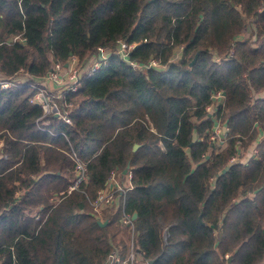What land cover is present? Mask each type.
I'll use <instances>...</instances> for the list:
<instances>
[{"label": "trees", "instance_id": "trees-1", "mask_svg": "<svg viewBox=\"0 0 264 264\" xmlns=\"http://www.w3.org/2000/svg\"><path fill=\"white\" fill-rule=\"evenodd\" d=\"M120 39L136 43L128 59L111 54L65 94L71 123L46 118L56 135L38 128L31 87L0 88V264H102L124 242L120 211L101 226L88 198L127 167L125 209L152 264H264V0H0L5 76L40 78ZM151 58L161 67L130 64ZM251 144L256 156L222 172ZM70 145L87 180L67 193Z\"/></svg>", "mask_w": 264, "mask_h": 264}, {"label": "built area", "instance_id": "built-area-1", "mask_svg": "<svg viewBox=\"0 0 264 264\" xmlns=\"http://www.w3.org/2000/svg\"><path fill=\"white\" fill-rule=\"evenodd\" d=\"M16 37H14L15 39ZM136 43H128L125 39L118 40L114 48L107 46H98L84 61L80 62L76 56H70L65 64L54 63L50 70L40 78H32L19 69L18 75L5 76L0 78V88L8 89L12 87L24 88L31 87L33 93L29 96V102L36 104L41 108V115L37 118V126L42 130H46L50 134H58L47 128V117L57 115L63 122L70 124L69 116L72 103L62 101L65 94L74 92L78 89L79 83L85 77L91 76L99 68H101L111 54L117 55L127 60L129 51ZM182 46L175 48L176 54H173L171 60H176ZM175 53V52H174ZM133 68L145 69L148 67H161L159 62L151 58L148 63H130ZM223 93L220 91L212 95V103L206 107L210 113L215 111L216 105L222 99ZM264 96V94H263ZM213 113V118H214ZM219 127V129H216ZM257 127V126H256ZM210 140L217 141L221 147L226 143V135L228 127L220 124L218 121L214 123ZM60 134L65 135L63 132ZM215 134V135H214ZM264 137V132L258 130L255 138L259 142ZM218 139V140H217ZM237 156H233L229 161L238 159L243 163H247L250 158L256 156L258 148L255 144H251L246 150L238 145ZM74 163V178L67 186L66 192L79 189L80 185L87 180L86 162L80 159L76 152L71 148L68 152ZM123 175L124 179L117 180V176ZM132 173L127 168L125 173H121L117 168L110 171L104 186L99 187L93 198H88V202L92 209V214L99 220H103V210L109 206H117L120 211L121 229L126 232L128 239L118 244L107 254L102 264H150L144 249H141L135 242L134 219L132 213L125 209L126 191L131 187L130 179ZM61 194H55L51 200L56 202ZM60 199V198H59ZM35 219L39 218L38 214H34ZM167 230L163 229L162 237L166 241Z\"/></svg>", "mask_w": 264, "mask_h": 264}, {"label": "rangeland", "instance_id": "rangeland-1", "mask_svg": "<svg viewBox=\"0 0 264 264\" xmlns=\"http://www.w3.org/2000/svg\"><path fill=\"white\" fill-rule=\"evenodd\" d=\"M249 33H250V30L248 29H246L244 32H243V36L244 37H246V36H248L249 35ZM179 48H180V45L178 46ZM178 51V50H177ZM177 51H175V53L174 54H176V52ZM65 64V63H64ZM216 129H219V127H216ZM215 135V134H214ZM218 140V139H217ZM215 142H217V141H215ZM124 177H122L121 175H119V176H117V180L118 181H120L121 179H123ZM63 192H60V193H56V194H62ZM54 196V195H53ZM61 197V195H59V198ZM51 198H52V196L50 197V200H51ZM57 199L56 200V202L55 203H57L60 199ZM51 201H53V200H51ZM54 202V201H53ZM104 220V219H103ZM128 235V234H127ZM127 235H126V232L124 231V230H122V229H120V231H119V233L117 234V239L118 238H120V237H122L123 238V241H126L127 239H128V237H127Z\"/></svg>", "mask_w": 264, "mask_h": 264}, {"label": "water", "instance_id": "water-1", "mask_svg": "<svg viewBox=\"0 0 264 264\" xmlns=\"http://www.w3.org/2000/svg\"><path fill=\"white\" fill-rule=\"evenodd\" d=\"M55 116H57V115H55ZM137 146H138V144L135 143V144L133 145V150H135V149L137 148ZM233 163H235V161H229L228 164L222 169V172H225V171L228 169V167H229L231 164H233ZM127 168H128V167H127ZM127 168H125V169L123 170V173H125V171H126ZM132 217H133V219H135V218L137 217V213H136V212H133V213H132ZM198 217H199V219L201 218V213L199 214ZM96 222H97L99 225L104 226V225L107 223V219H104V220H102V221L99 220V219H97ZM149 263L152 264V263H153V260H150Z\"/></svg>", "mask_w": 264, "mask_h": 264}, {"label": "crops", "instance_id": "crops-1", "mask_svg": "<svg viewBox=\"0 0 264 264\" xmlns=\"http://www.w3.org/2000/svg\"><path fill=\"white\" fill-rule=\"evenodd\" d=\"M4 77H5V75L0 74V78H4ZM122 177H123V175H122ZM123 179H124V178H123ZM123 179H121V181H122Z\"/></svg>", "mask_w": 264, "mask_h": 264}]
</instances>
